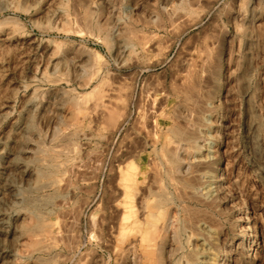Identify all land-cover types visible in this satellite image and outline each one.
<instances>
[{
	"label": "rangeland",
	"instance_id": "374dc122",
	"mask_svg": "<svg viewBox=\"0 0 264 264\" xmlns=\"http://www.w3.org/2000/svg\"><path fill=\"white\" fill-rule=\"evenodd\" d=\"M219 261L264 264V0H0V264Z\"/></svg>",
	"mask_w": 264,
	"mask_h": 264
},
{
	"label": "bare ground",
	"instance_id": "6f19581e",
	"mask_svg": "<svg viewBox=\"0 0 264 264\" xmlns=\"http://www.w3.org/2000/svg\"><path fill=\"white\" fill-rule=\"evenodd\" d=\"M183 2H184V5H185L186 7L189 8V6H188V4H187V1H183ZM205 2H206V1H205ZM208 4H209V3H208ZM184 5H183V6H184ZM206 5H207V4H206ZM206 7H207V6H206ZM189 11H191V9H190ZM189 11H188V12H189ZM194 12H195V11L192 10V13H193V14H194ZM192 13H190V14L193 15ZM195 14H196V13H195ZM170 17H171V16H170ZM170 17L168 16L167 19L170 20L169 23H171L170 25H172V24H174V21H175V20H174V21L172 20V19H174V17L171 18V19H170ZM177 18H178V17H177ZM177 18L175 17V19H177ZM180 18H181V17H180ZM180 18H179L178 21H177L178 24H179V22L182 20V19H180ZM186 19H187V18H185V20H186ZM188 20H189V19H188ZM188 20H187V21H188ZM183 21H184V18H183ZM183 21H181L182 23L180 22V24L185 25L184 23H187V25H188L189 22H190V21H188V22H184V23H183ZM177 22H175V24H174V25H176V26H173V25H172L174 28L177 27V25H178V24H176ZM157 23H158V25H157V26H158V30H159V29H164V30H165L164 19H162V18L159 16V19H158ZM190 23H191V22H190ZM170 25H169V26H170ZM169 26H168V27H169ZM172 26H171V28H170V29H171V32H175L176 30H175ZM185 26H186V25H185ZM185 26H184V27H185ZM186 27H187V26H186ZM188 27H189V26H188ZM178 28H180V27H178ZM172 29H174L175 31H174V30L172 31ZM184 29H185V28H184ZM184 29H183V30H184ZM178 30L180 31L181 29H178ZM179 31H178V34H179ZM163 32H166V31H163ZM171 32H170V33H171ZM176 32H177V31H176ZM176 32H175V33H176ZM181 32H182V31H181ZM184 32H185V31H184ZM129 33H130V35L132 34V35L134 36V38L137 39V41H136V40H135V41L138 42V45H140L139 47H142V48H143V49H142L143 51H144V50H146V52H147V51H148V52L151 51V47H150V45L147 44V43L150 41V39H151L152 37L155 36V35H154L155 33H153L152 36L145 35V34H144V35H137V34L134 33V31H129ZM176 34H177V33H176ZM178 34H177V36H178ZM130 35H129V36H130ZM132 35H131L130 37H132ZM161 35H162V34H161ZM161 35H160V36H161ZM172 35H173V34H172ZM174 35H175V34H174ZM179 35H180V34H179ZM156 36H157V35H156ZM165 36H166V35H165ZM165 36H164V37H165ZM182 36H183V35H182ZM134 38H133V39H134ZM157 38L161 39L160 37H157ZM152 39H153V38H152ZM167 39L169 40V38H167ZM147 40H148V41H147ZM168 40L165 39V40H163V42H165V41L168 42ZM151 41H152V40H151ZM153 41H156V40H153ZM159 41H160V40H159ZM133 42H134V41H133ZM133 42H132V43H133ZM163 42H162V43H163ZM154 43L157 45V48H158V49L155 48V49H157V51L155 50V52H154L155 55H158V53H159L158 51H161V53H164L163 51H164L165 48L163 49V51L161 50V48H162V47H161V43H159L158 41H157V42H154ZM130 44H131V43H130ZM135 44H136V43H135ZM155 44H154V45H155ZM165 45H167L166 42H165ZM170 45H171V44H170ZM152 46H153V44H152ZM162 46H163V44H162ZM168 46H169V45H168ZM168 46H167V47H168ZM134 47H135V46H134ZM136 47H137V46H136ZM136 47H135V48H136ZM154 47H156V46H154ZM165 47H166V46H165ZM167 47H166V48H167ZM171 47H172V45H171ZM131 48H132V46H131ZM136 49H137V48H136ZM167 49H168V48H167ZM142 50H141V51H142ZM153 50H154V49H153ZM153 50H152V51H153ZM135 51H136V50H135ZM135 51H134V52H135ZM141 51H140V52H141ZM166 51H167V50H166ZM132 52H133V48L131 49V53H132ZM156 52H157V54H156ZM143 53H144V52H143ZM161 53H160V54H161ZM165 53H167V52H165ZM165 53H164V54H165ZM151 54H153V53H151ZM160 54H159V55H160ZM134 55H135V54H134ZM145 55H146V54H145ZM162 55H163V54H162ZM135 56H137V55H135ZM133 58H134V57H133ZM215 68H216V66H215ZM215 68H214V70H215ZM101 108H102L101 111H103L104 113L108 114V120H109V121H113L114 118H115V114L112 113V112H110L109 109H108V107H107L106 105H101ZM173 129H174V128H173ZM182 130H184V129H183L182 127H179V130H177V129L175 128V129L173 130V132H174V134H175L176 136H179V138H180L181 140H185V141H187V142H188V141H189V142H192V141H193L192 136H189L188 134H183ZM168 153L171 154V155H169V156H171V157H169L171 160H170V162L168 161V163H169V164H168V165H169V172H170L171 174L179 173V172L181 171V168H180V167H181V163H180V161H179V159H178V156H177V149H175V148H170L169 151H168ZM132 168H133V167H132ZM132 168H131V169H132ZM190 168H191V166L189 167V169H190ZM129 172H131V171L129 170ZM188 172H189V170H188ZM216 172L218 173V178H216V180H215V182H214L215 184H216V183H219V182L222 180V174H221V172L219 171V168H216ZM130 180L132 181L131 183L134 184L135 180H134V179H130ZM139 206H140L141 209L144 210V206H145L144 201H140V202H139ZM132 248H133V245L129 244V246H128V250H131ZM249 249H250V244L248 245L247 251H249ZM219 263L222 264L220 261H219Z\"/></svg>",
	"mask_w": 264,
	"mask_h": 264
}]
</instances>
